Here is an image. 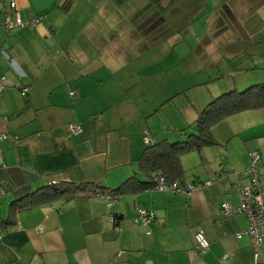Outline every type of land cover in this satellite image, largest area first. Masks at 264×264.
Returning a JSON list of instances; mask_svg holds the SVG:
<instances>
[{
  "label": "crops",
  "instance_id": "1",
  "mask_svg": "<svg viewBox=\"0 0 264 264\" xmlns=\"http://www.w3.org/2000/svg\"><path fill=\"white\" fill-rule=\"evenodd\" d=\"M229 2L217 11L209 0H0V18H41L0 26V264H264V237L255 247L246 217L221 213L222 203L240 205L235 187L248 184L251 151L261 155L264 188V108L221 120L210 129L215 144L181 155L179 184L200 187L188 194L151 188L108 207L86 190L9 215L11 204L51 184L150 182L140 164L144 131L155 144L185 140L199 112L230 89L220 84L256 67L243 45H257V30L230 23ZM209 8L222 20L206 17L200 26L213 32L194 41V15ZM246 79L238 85L253 84ZM140 209L153 215L148 227L136 222Z\"/></svg>",
  "mask_w": 264,
  "mask_h": 264
},
{
  "label": "trees",
  "instance_id": "2",
  "mask_svg": "<svg viewBox=\"0 0 264 264\" xmlns=\"http://www.w3.org/2000/svg\"><path fill=\"white\" fill-rule=\"evenodd\" d=\"M263 108L264 82L249 86L242 92L234 88V90L219 94L199 112L190 129L191 134L185 140L175 143L163 141L155 144L151 137L152 141L149 144H145L140 164L145 173L153 174L150 182L142 183L133 177L114 190H109L94 183L84 185L73 183L51 184L47 187L39 188L11 204L9 215L11 216L23 209L30 208L44 200L63 196L66 197V200H70L84 194L86 190L97 191L98 196L110 195L114 198L125 193L147 191L151 188L153 189L158 173L168 185L176 184L183 187L179 184L184 178V171L180 164L181 155L190 152H201L204 147L215 144L210 129L221 120L240 112ZM112 216L116 219L117 224L118 216Z\"/></svg>",
  "mask_w": 264,
  "mask_h": 264
},
{
  "label": "built area",
  "instance_id": "3",
  "mask_svg": "<svg viewBox=\"0 0 264 264\" xmlns=\"http://www.w3.org/2000/svg\"><path fill=\"white\" fill-rule=\"evenodd\" d=\"M9 7L10 9H15V3L11 1ZM40 20L41 18H35L31 21L23 22L17 12L13 14L4 12L0 18V26L6 30H10L13 27H23L25 25L34 27L40 22ZM1 92L2 85L0 83V94ZM26 92L27 89L23 88L22 95H25ZM70 96H75V93L71 92ZM66 129L69 133L75 135L81 132V128L79 126L68 125ZM144 141L145 144H149L152 141L148 131H144ZM248 155L249 165L243 172V174L248 179V184L246 186L235 187L239 195L240 205L238 208H232L228 203H222L221 213L224 217H230L236 213H242L248 222V228L245 234L251 237L252 243L256 247L264 237V188L261 184V176L258 169L261 155L256 151H251ZM158 174L153 187V189L156 191H172L188 194L189 192L200 188L196 186H187L185 188L176 184L169 186L165 182L164 178ZM210 183L211 182H207L206 185H209ZM99 197L107 201L108 207H110L115 202L114 197L110 195H100ZM138 214L139 215L136 219V222H140L144 227H148V225L153 221V215L144 209L138 210ZM108 219L114 225L116 224V219L114 216L110 215ZM2 235L3 233H0V239L2 238ZM237 236L239 237L240 235ZM194 241L196 249L201 253H204L209 248V241L206 238L204 232L201 230L194 234Z\"/></svg>",
  "mask_w": 264,
  "mask_h": 264
},
{
  "label": "rangeland",
  "instance_id": "4",
  "mask_svg": "<svg viewBox=\"0 0 264 264\" xmlns=\"http://www.w3.org/2000/svg\"><path fill=\"white\" fill-rule=\"evenodd\" d=\"M210 3L208 4V6L210 5V7L212 8V10H217V11H221L222 8H221V5H222V2L224 0H209ZM230 3V7L233 9L234 11V16L232 18L228 17L229 19L223 17L224 20H229V22L231 23V19H235L237 20L238 19V22H244L245 23H250L252 26H251V30H249L248 32H253L254 30H257V33L259 36H257V45L256 44H253L252 47L250 46H244L243 45V48H247L248 50L251 49L252 51V61L253 62H256V67H252L250 70H247V71H244V73H248L246 76H242L241 77V80L239 82V78H240V75H238L240 71H238L235 75H230V77L226 78L225 81L226 83H221L220 84V87L222 88H230V89H226L225 93L226 92H229L230 90H234V85H236L237 83V91L239 92H242L244 91L246 88H248L249 86H252V85H255V84H259V83H262L264 82V0H231ZM263 6H262V5ZM246 5V6H245ZM245 6V7H244ZM206 11V9L204 10ZM208 11V14H195L194 17L196 18V22H195V25L193 26V29H191L189 31V33L192 34L191 36V39H194V41H198V39L200 41H202L203 37H205L206 34H211L213 31L212 30H202V26H200V23H206L208 21L205 20L206 17H210V20L213 24H218L219 21H221L222 19L220 18V13L219 15L216 13L214 14V11H212L210 13V8L207 10ZM204 13V12H203ZM198 26L200 28H198ZM256 28V29H254ZM197 36V37H196ZM196 37V38H195ZM189 38V36H188ZM198 38V39H197ZM188 41V39H187ZM255 51V53H254ZM251 53V52H250ZM195 58L196 55H195ZM212 61L210 62H215L213 57H210ZM244 58H246L245 56H242L241 57V60L242 62H244ZM247 60V58H246ZM195 64V63H194ZM204 66H207L205 65V62L202 63ZM218 64V63H217ZM235 64H237V61L235 62ZM244 63H242L243 65ZM221 65V64H220ZM233 65V63L231 62V66ZM203 66V68H205ZM235 76V77H234ZM250 77V81L253 82L252 85H249L247 87H240L238 84H240L241 82H243L244 80H249V79H246V78H249ZM210 87L208 88V90L210 91ZM212 96V94H211Z\"/></svg>",
  "mask_w": 264,
  "mask_h": 264
}]
</instances>
